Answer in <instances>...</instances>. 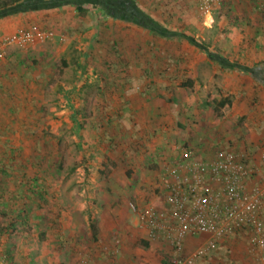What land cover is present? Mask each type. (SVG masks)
Returning a JSON list of instances; mask_svg holds the SVG:
<instances>
[{
	"label": "rangeland",
	"instance_id": "obj_1",
	"mask_svg": "<svg viewBox=\"0 0 264 264\" xmlns=\"http://www.w3.org/2000/svg\"><path fill=\"white\" fill-rule=\"evenodd\" d=\"M134 1L148 16L158 14L162 27L222 61L210 62L184 39H152L112 20L98 2L80 14L74 6L40 10L48 12L45 19L52 22L41 25L54 31V41L9 47L0 55V149H9L2 155L6 162L13 159L14 168L0 173V264H119L120 255H110L116 245L107 247L91 230L90 214L94 231L119 246L123 242V264H173L175 256L160 240L144 247L140 233L128 229L139 211L136 201L147 204L165 187L157 179L165 163L163 154L154 156L157 149L168 146L179 154L189 148L209 161L221 151L249 153L253 145V154L264 147L249 141L251 123L264 120V0H217L208 16L197 0ZM181 9L186 11L178 14ZM40 11L23 14L25 29L39 24ZM234 64L250 74L230 69ZM130 72L143 77L124 85ZM183 82L191 87L181 88ZM121 86L140 106L143 101L139 111L123 112V119L118 105L107 104ZM223 100L229 103L219 107ZM171 138L175 144L162 145ZM128 164L137 173H127ZM29 178L37 180L34 190ZM223 255L216 252L200 264H226L229 254Z\"/></svg>",
	"mask_w": 264,
	"mask_h": 264
},
{
	"label": "built area",
	"instance_id": "obj_2",
	"mask_svg": "<svg viewBox=\"0 0 264 264\" xmlns=\"http://www.w3.org/2000/svg\"><path fill=\"white\" fill-rule=\"evenodd\" d=\"M197 6L208 16L217 0H197ZM55 37L51 29L34 24L0 40V55L9 47L25 48ZM247 157L244 152L230 150L204 161L182 149L178 161L164 173L163 206L140 210L138 221L150 235H160L170 243L173 264H196L237 232L248 233V252L258 255L257 260L264 264V147L251 164H246ZM190 234L208 238L191 257H184L182 242ZM110 255L116 258L117 250Z\"/></svg>",
	"mask_w": 264,
	"mask_h": 264
},
{
	"label": "crops",
	"instance_id": "obj_3",
	"mask_svg": "<svg viewBox=\"0 0 264 264\" xmlns=\"http://www.w3.org/2000/svg\"><path fill=\"white\" fill-rule=\"evenodd\" d=\"M138 7H139V5H138ZM139 9L144 11L141 6L139 7ZM185 11H186V9H184V10L181 9V10H179L178 14L180 12H185ZM144 12H146V11H144ZM47 13L48 12H44V11L37 12L35 19L37 21H39V24H38L39 26L42 27L41 24L49 25V23L52 22L51 19H49V18L45 19V15ZM158 16H159L158 14H153V13L149 15L150 18H152L155 22H157L159 24ZM183 18H185V15H183ZM44 20H48V21L45 22ZM27 26H28L27 17L24 16L23 14H21V16L16 15V16H10V17H6V18H2V19H0V38L5 37V35H9V34L18 32L19 30L25 29ZM132 27H135V29H139L136 26H132ZM44 28H49V26L48 27L44 26ZM164 29H166L170 33H172V30H174V28H171V27L164 28ZM141 31H143V30H141ZM144 32L149 34V32H147V31H144ZM176 34H179V33H176ZM179 35H181V34H179ZM151 38L152 39H158V40H165L164 38L155 37L153 35H151ZM175 39L176 38H174L173 40H175ZM167 40H170V39H167ZM122 74L123 73H121L120 75H122ZM245 74H250V71L248 73H245ZM145 75H146L145 77H151V78L154 77V75L149 74V73H146ZM155 76L157 78L158 74L157 75L155 74ZM141 77H143V75L137 74L136 72H130V73L126 74L123 77V81H125V84H126V82H127L126 80H140ZM122 83H124V82H122ZM163 90L166 93H169L168 92L169 89L163 88ZM262 90L264 91V88ZM109 95H112V94L109 93ZM113 95H114V99H108L107 104L108 105L113 104L112 106L118 105V107L115 106V109L121 111V119H123V117H122L123 112L128 113L129 111H132V113H133L136 110L139 111V109H141L142 106H143V101H142V106H140V102L141 101H139V99L135 98L133 96L134 94H131L127 90L126 86L119 87V89L117 90V93H116V90H115ZM250 126H251L252 130H250L251 131V135L249 136L250 137L249 141L250 142H257L259 144V146L263 145L264 144V120L263 121H258V123L257 122L256 123H251ZM164 144H170V145L175 144V140L171 138L170 140H167L166 142H164L162 145H164ZM248 145H250V144L248 143ZM142 147H143V145H142ZM252 147H253V145L251 147H248L249 148L248 149L249 153H250V151L252 152V150H251ZM261 148L262 147H260L259 150H261ZM170 149L171 148L168 147V146H161L160 149H157V153L154 155V156H157V154H160V153L164 155L163 160H165V163H163L161 165V168L159 167L160 173L158 172L159 178H157L159 183L161 182L162 184H163L162 179L159 180L160 179V174L163 173V172L165 173L166 169L168 170L169 167L174 165L175 162L180 157V153L179 154L177 152L173 153L172 151L169 152ZM259 150L256 153L253 150V152H254L253 154L256 155L255 157L258 156ZM121 153H122V150H121ZM150 153H151V151H150ZM123 154L124 155H128L125 152ZM177 154L179 156H177ZM134 156L139 157L138 159H140L141 156H143L142 155V150L136 152L134 154ZM128 158L130 159L132 157L128 155ZM159 158H161V156H159ZM125 159H127V157H125ZM133 159L136 161V164L139 166L141 161L136 159V158H133ZM155 165H157V161H156ZM111 167L117 168V164H116V166L112 165ZM137 171H138L137 167H135L133 164L131 166L128 164V167L126 166V172L127 173H130V174L133 175L134 173H137ZM164 173L162 174V177H163ZM163 189H164L163 186H161L162 193H163ZM154 201H155V197H152L150 199V202L147 203V204H146V202L143 203L142 201H136V205H138V206H136L137 210L140 211V210H142L144 208L154 207L153 206V202ZM133 212L135 213V211H133ZM262 213H263V218H264V208H263V212ZM134 216H135V218L132 221L133 222L132 226L130 228H128V229H130L132 232H134L135 235H136L137 232L140 233V237L142 238V240H139V241L142 244H144V245H145V243L147 245H149V243L152 240H160V242H162L161 244L165 245L166 247H168L170 249V254H171V259H172L175 256V254L173 253V250L171 248L172 246L170 245V243L167 242L164 238L161 239L160 235H157V236L150 235L148 230L145 228V226H141L140 225V223L138 221V214H136ZM98 225H99L100 228H101L100 225H102L105 228L104 223L102 224V222L101 223L99 222ZM97 231H99V235H101L103 237V240L106 241L105 244H108L107 247L108 246H110V247L112 246L113 247V244L116 245L112 249L117 250L118 255H120L119 264H123L122 260L124 258V253H125V248H124L123 242H121L120 246H119V243H117V241L115 243H113L112 240H109V238H108V240H106L105 239V237H106L105 236V232H103L102 230H99V228L97 229ZM104 231H105V229H104ZM246 235L248 236V239H249L248 233H244V234H241V235H238V236L236 235L235 237L231 236L229 240H227L226 242H223V244L219 245L218 249H220L219 250L220 252L217 250L216 251L217 253L222 254V256H224L223 253L229 254L228 257H226L227 258L226 264H260L259 260H257V256L258 255H253V254L248 252V242L243 240V237L246 236ZM207 238H208V236H205V235H202V234L186 235L185 238L183 239V242H182V253H183V256L184 257H188V256L191 257L193 253H195L199 248H201L203 246V244L205 243V240ZM120 239L122 241L125 240L123 236H120ZM107 247H105V248H107ZM222 248H225V250L222 249ZM228 250H229V252H227ZM216 252H214V253H216ZM1 258H2V253H1ZM171 261H173V260H171ZM103 264H105V263H103Z\"/></svg>",
	"mask_w": 264,
	"mask_h": 264
},
{
	"label": "trees",
	"instance_id": "obj_4",
	"mask_svg": "<svg viewBox=\"0 0 264 264\" xmlns=\"http://www.w3.org/2000/svg\"><path fill=\"white\" fill-rule=\"evenodd\" d=\"M97 2L100 6L103 5L111 11L110 14H108L107 16L109 18H111L112 20L123 22V23L130 25V26L131 25L136 26L137 28H139L143 31L149 32L151 35H153L155 37L164 38V39H174V38L184 39L189 45L196 46L202 52L206 53V57L210 62H219L220 63V61H222L221 60L222 58L215 57L213 54H210V53L207 54L208 53L207 48L202 46V45L199 46L192 39L187 38L186 36H184L182 34L179 35V34H175L173 32L172 33L168 32L166 29H164L162 26H160L157 22H155L152 18H150L147 14H145L141 9H139V7L137 6V4L134 0H46V1L45 0H0V19L11 16V15H15V14H24V13L31 12V11L47 10L50 8L62 7V6H74L76 11H78L80 14V13H85L87 11L86 8H89V7H87L88 5L92 6L93 3L95 4ZM48 29H51V28L49 27ZM237 66H239V65H237ZM237 66L234 64L233 66H231L230 69L239 70L240 72H243V73L249 72L248 70L242 69L240 67L237 68ZM111 67L116 70L117 65L115 67L113 64ZM104 77L108 81L113 80L111 77H109V73H106V76H104ZM103 84H104V87H106V89H112L113 88L112 86H114V85H109L107 82H105ZM126 84H127V82H126ZM126 84H124V85H126ZM128 86L130 87V85H128ZM180 87L181 88L191 87V83L190 82H185V83L183 82L180 85ZM228 103L229 102L227 100H223V101L218 103V106L224 107ZM77 114H78V112L75 111V112H73L72 116L76 117ZM125 115H126V113H125ZM120 118H121V116H120ZM125 120H126V122H129L130 118L127 119V117H126ZM186 149H189V148H186ZM8 150L9 149H4V148L0 149V151H1V154H0V173H1V175H4L5 171L9 172V171L14 170V168L9 166V163H13V159L10 161L8 160L9 162L8 161L6 162V159H7L6 156L2 155V154H7ZM246 154L248 155V157H247L248 159L245 160V162H246V164H251L252 160L255 158V155L252 153H248V152ZM194 156L197 159H200L196 156V154H194ZM200 160H202V159H200ZM85 163H86V159H83V164L85 165ZM17 165L23 167V165L20 163H18ZM16 168H18V167L16 166ZM58 168L59 169L61 168L60 163H58ZM159 173H160V171H159ZM163 173L160 174L159 180H161L163 178L162 177ZM158 175L159 174H157V178H159ZM29 180H30V178H29ZM41 180H42L41 183H44L43 178ZM0 181H2V180H0ZM14 183H15V185H17V188L15 189V191L16 192L21 191L22 186H18V184H16V182H14ZM34 183H35V185H32ZM28 185L29 186L32 185L31 190H34V188H36V185H37V180L36 181L30 180ZM38 185H39V183H38ZM29 189H30V187H29ZM3 192H4V190L2 188H0V196ZM165 192H166V189H163V193H162V191H160V196L155 197V201L153 202L154 207L161 208L163 206L162 203L164 201ZM33 193H35V192H33ZM38 193L39 192H36V194H38ZM39 196L43 197V193L41 191H40ZM262 219L264 222L263 217H262ZM88 222L90 224L91 230L93 232H95L94 233V235H95L97 233V228H96V231H94L95 227L93 225V218H92L91 214L89 215ZM241 234H244V233L237 232L236 235L238 236ZM144 247H147L146 243H145ZM213 253L214 252H212L211 254H213ZM207 258H205V259H207ZM205 259L199 260L196 264H200Z\"/></svg>",
	"mask_w": 264,
	"mask_h": 264
}]
</instances>
